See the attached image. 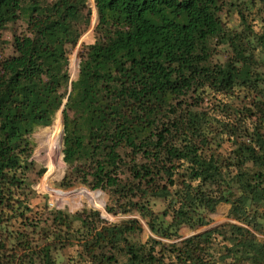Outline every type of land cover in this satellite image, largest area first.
<instances>
[{"label":"trees","instance_id":"1","mask_svg":"<svg viewBox=\"0 0 264 264\" xmlns=\"http://www.w3.org/2000/svg\"><path fill=\"white\" fill-rule=\"evenodd\" d=\"M93 2L72 79L89 0H0V264H264V0ZM61 108L60 186L105 191L146 240L31 204V134ZM219 204L235 222L179 233Z\"/></svg>","mask_w":264,"mask_h":264},{"label":"rangeland","instance_id":"2","mask_svg":"<svg viewBox=\"0 0 264 264\" xmlns=\"http://www.w3.org/2000/svg\"><path fill=\"white\" fill-rule=\"evenodd\" d=\"M89 6L91 9L90 23L88 27L82 33L77 45L70 51L69 54V73L72 79H75L78 72V62H79V52L83 46L91 44L95 40L94 26L96 24V9L93 0H89ZM236 22V21H234ZM261 23H259L257 28H259ZM24 24L18 22L13 25H8V27L3 31V37L8 41H11L12 34L14 32H20ZM7 49L6 52H9ZM59 113V114H57ZM48 126L38 127L31 134L32 142V155L30 161L32 162L31 168L28 170L27 177L30 188L32 190L31 204L33 206L48 205L49 207H55L57 209L65 210L69 213H74L80 211L83 208L95 209L100 212V216L103 221L107 224L119 222L124 218L136 217L142 223L143 231L140 234V238L144 241L149 236V229L146 223L140 218V216L135 214H120L111 213L107 211V206L110 203L109 195L101 190H92L83 185H77L69 188H62L60 186V181L63 178L67 165L63 161L62 153V117L61 110H59ZM59 117L60 119V152L58 156L60 157L59 164L56 165L54 171L49 177H47L45 164L40 158V155L44 153V148L39 144V137L45 135L46 132L50 131V127L53 125L54 121ZM38 135V136H37ZM229 204H219L215 211L210 214V223L207 226H216L224 222H235V220L228 217ZM204 226L195 231L188 229L187 227H182L179 233L183 236H189L198 233L199 230L207 227Z\"/></svg>","mask_w":264,"mask_h":264},{"label":"bare ground","instance_id":"3","mask_svg":"<svg viewBox=\"0 0 264 264\" xmlns=\"http://www.w3.org/2000/svg\"><path fill=\"white\" fill-rule=\"evenodd\" d=\"M49 129H50L49 132H46L45 135L39 137V144L44 148V153L40 155V158L43 160L45 167L47 168L46 170L47 177L51 175L56 165L59 164V160H60V157L58 156L61 146L60 136H59V131H60L59 117L54 121L53 125Z\"/></svg>","mask_w":264,"mask_h":264},{"label":"water","instance_id":"4","mask_svg":"<svg viewBox=\"0 0 264 264\" xmlns=\"http://www.w3.org/2000/svg\"><path fill=\"white\" fill-rule=\"evenodd\" d=\"M61 110H62V108H61ZM211 227H213V226H212V225H210V226H207V227H205V228H203V229L199 230L198 232L204 231V230H206V229H209V228H211ZM186 237H187V236H186Z\"/></svg>","mask_w":264,"mask_h":264},{"label":"clouds","instance_id":"5","mask_svg":"<svg viewBox=\"0 0 264 264\" xmlns=\"http://www.w3.org/2000/svg\"><path fill=\"white\" fill-rule=\"evenodd\" d=\"M95 6V5H94ZM96 19H97V13H96ZM61 110V109H60ZM62 111V110H61Z\"/></svg>","mask_w":264,"mask_h":264}]
</instances>
